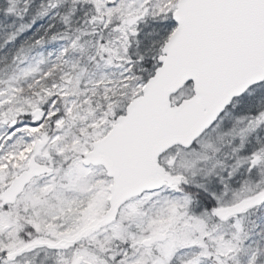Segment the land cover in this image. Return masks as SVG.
Masks as SVG:
<instances>
[{
  "label": "snow or ice",
  "instance_id": "6c2138e0",
  "mask_svg": "<svg viewBox=\"0 0 264 264\" xmlns=\"http://www.w3.org/2000/svg\"><path fill=\"white\" fill-rule=\"evenodd\" d=\"M0 264H264V0H0Z\"/></svg>",
  "mask_w": 264,
  "mask_h": 264
}]
</instances>
